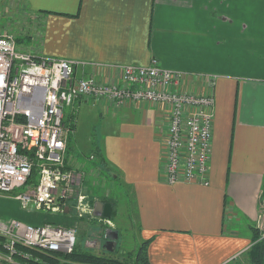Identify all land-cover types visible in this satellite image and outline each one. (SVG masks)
<instances>
[{
	"label": "crops",
	"instance_id": "1",
	"mask_svg": "<svg viewBox=\"0 0 264 264\" xmlns=\"http://www.w3.org/2000/svg\"><path fill=\"white\" fill-rule=\"evenodd\" d=\"M26 1L31 10L55 11L43 13L39 54L97 63L80 74L110 79L103 63L148 64L157 58L187 72L188 86L199 92L213 79L206 185L165 181L161 138L168 122L162 104L115 107L83 97L70 110L79 107L102 131V143L97 136L94 146L119 171L113 181L120 192L133 194L139 236L150 238L151 264H228L244 257L252 243L250 226L264 229V0ZM67 158L78 167L68 150ZM91 170L85 176L95 177ZM116 199L98 195L93 205L108 201L115 212ZM13 219L53 220L28 214Z\"/></svg>",
	"mask_w": 264,
	"mask_h": 264
},
{
	"label": "built area",
	"instance_id": "2",
	"mask_svg": "<svg viewBox=\"0 0 264 264\" xmlns=\"http://www.w3.org/2000/svg\"><path fill=\"white\" fill-rule=\"evenodd\" d=\"M94 64L22 51L15 37L0 33V192L25 185L14 196L24 208L54 212L72 208L79 217L93 213L84 173L66 159L71 128L65 108L83 97L103 99L115 107L162 104L168 122L161 138L165 181L209 184L213 79L199 92L188 86L187 72L165 67L157 58L148 64L103 63L110 79L98 72L80 74L82 67ZM77 231L76 225L53 221L0 222L4 237L0 264H47L40 252L72 251Z\"/></svg>",
	"mask_w": 264,
	"mask_h": 264
},
{
	"label": "rangeland",
	"instance_id": "3",
	"mask_svg": "<svg viewBox=\"0 0 264 264\" xmlns=\"http://www.w3.org/2000/svg\"><path fill=\"white\" fill-rule=\"evenodd\" d=\"M43 23V13L31 10L26 0H0V33L11 34L15 37L19 50L39 54L44 29ZM71 106L65 108V120L69 121L67 115L69 113L73 114L72 119L76 125V130H71L69 133V147L67 149L69 158L84 170H82L83 173L91 169V172L96 173L95 177L85 176V173L83 177L84 180L86 178V183L90 181L89 186L93 191L91 194L93 198L98 195H107L111 198L117 195L114 216L109 218L110 220L104 219V217L90 220L88 219L89 215L78 220L73 209L67 212H54L47 209H36L35 207L24 208L21 202L14 197L15 194L26 189V186L23 185L11 192L12 194L0 192V222H8L13 217L21 218L23 214L32 216L48 215L49 218L53 219L51 221L62 225H68L71 221L73 224L76 223L78 229L76 245L87 246L90 245L88 241L92 240L95 241L94 246L97 245V242L99 244V248L89 246L96 251L101 249V243L105 241L106 228H115L119 232V237L116 247L111 252L121 258L133 257L142 243L136 226L137 219L134 202L132 201L133 194L121 193V187L116 182L105 178L95 162L93 163L91 155L95 150V139L98 136L100 144L102 143V131H98L99 127L97 125L89 124L86 112H80L79 107L70 110ZM79 119L80 124L78 125ZM66 125H69L68 122H66ZM90 127L92 130H90ZM82 163L85 164V167ZM129 192L131 193V191ZM260 229L262 230V236H264V229ZM237 262L249 264L247 256L242 257Z\"/></svg>",
	"mask_w": 264,
	"mask_h": 264
},
{
	"label": "trees",
	"instance_id": "4",
	"mask_svg": "<svg viewBox=\"0 0 264 264\" xmlns=\"http://www.w3.org/2000/svg\"><path fill=\"white\" fill-rule=\"evenodd\" d=\"M38 12L51 14L54 13L55 11L39 10ZM66 122H68L71 130H73L74 127L76 126L73 119H70L69 121L66 120ZM91 158L93 163L95 162V165L98 167V169H100L102 175L105 178L112 181L117 180L119 171L115 166H112L105 158L102 147L96 146L95 150L92 152ZM66 159L68 160V158ZM84 181H85L84 183L87 186L86 189L87 199L89 203L93 206L94 198L91 196L93 191L89 186L90 181L87 182L88 184L86 183V178ZM71 209H69L68 211H70ZM63 212H67V211L65 210ZM113 214L114 211L112 210L110 217H112ZM89 215L92 219L95 220L101 219V217L96 216L92 212L82 215L81 218L87 217ZM108 218L109 217L104 216V219L108 220ZM103 226L105 227V225ZM250 227L252 230V243L249 246L248 250L245 252V256H247L249 264H264V236H262V230L255 224H252ZM3 240L4 237L0 234V250H3L2 247ZM149 241L150 238L143 240L135 255L133 257H128V258H121L115 256L113 252H111L113 250L105 249V247L102 246V244H101V249H99L98 251L90 248L89 246L76 245L75 248L70 252H61V251L53 252V253L40 252V255L43 261L47 264H151L148 257ZM237 261H239V259H236L232 261V263L230 262L229 264H233V263L240 264ZM32 263L35 264L34 262ZM40 264H44V263H40Z\"/></svg>",
	"mask_w": 264,
	"mask_h": 264
},
{
	"label": "water",
	"instance_id": "5",
	"mask_svg": "<svg viewBox=\"0 0 264 264\" xmlns=\"http://www.w3.org/2000/svg\"><path fill=\"white\" fill-rule=\"evenodd\" d=\"M93 213L96 216L110 217L112 213V205L110 202L103 203L102 201H97L94 205ZM118 237H119V232L117 229L106 228L105 243L103 245L105 249L113 250L117 245ZM92 245H94V243Z\"/></svg>",
	"mask_w": 264,
	"mask_h": 264
},
{
	"label": "flooded vegetation",
	"instance_id": "6",
	"mask_svg": "<svg viewBox=\"0 0 264 264\" xmlns=\"http://www.w3.org/2000/svg\"><path fill=\"white\" fill-rule=\"evenodd\" d=\"M93 211H94V205H93ZM98 217H102V216H98ZM105 241H103L101 244L102 246L104 245Z\"/></svg>",
	"mask_w": 264,
	"mask_h": 264
}]
</instances>
